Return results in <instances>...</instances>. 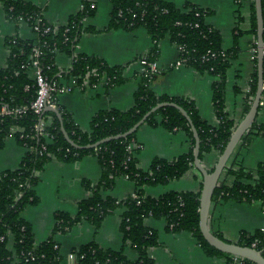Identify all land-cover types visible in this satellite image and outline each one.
Here are the masks:
<instances>
[{
    "label": "trees",
    "instance_id": "obj_1",
    "mask_svg": "<svg viewBox=\"0 0 264 264\" xmlns=\"http://www.w3.org/2000/svg\"><path fill=\"white\" fill-rule=\"evenodd\" d=\"M108 1L111 11L104 31L144 29L153 43L144 56L149 62L154 61L158 55V42L168 37L171 43L181 48L178 60L182 65L216 78L212 82L211 89L218 125L211 127L201 119L191 101L156 95L150 88L153 79L149 80L144 73H140L133 107L125 112L108 110L97 113L91 119L87 132L79 130L70 116L57 107V98L54 97L55 106L61 114L62 125L68 138L77 146L86 147L102 139L125 133L156 105L174 103L187 113L197 131L199 161L211 151H216L220 155L234 130L233 121L225 112L224 90L226 71L231 58L235 56V50H223L220 34L205 23V18L211 11L189 2L180 9L163 0ZM248 1L249 33L256 47L254 2ZM0 6L3 8L6 20L13 23L24 21L33 33L34 26L39 28L38 34L34 33L33 41H24L17 37L5 40L9 55L6 66L0 69V108L4 106L12 109L29 105L36 98L37 88L34 80L29 77L31 71L28 68L29 57L34 47L41 52L38 57L40 67L49 82H58V77L63 75L59 74V70L54 65L56 53H64L71 58L70 68L64 76L75 78L79 85L86 83V86H95L102 78L105 79L102 85L107 88H113L124 82L122 67H110L101 59L75 53L80 35L94 31L82 26L85 18L94 15L95 8L90 7V3L84 2L82 9L71 16L65 26L57 28L50 26L43 19L42 10L29 2L0 0ZM261 9L264 40V0H261ZM45 28H49V31L44 32ZM220 53H224V57ZM253 61L255 69L249 82V95L252 98L256 89V57H253ZM262 71L264 79V58ZM249 106L247 104L246 113ZM41 117L44 121L50 120L45 128L51 136L50 142L35 136L34 125L38 117L32 113L27 112L16 118L0 117V149L8 137H13L25 149L17 169L0 172V264H60L61 256L58 247L54 248L56 243L52 236L36 245L30 226L20 214L26 206H34L38 203L34 186L39 181L44 165L51 158L77 162L88 155L95 156L101 167L99 180L95 184L82 181L83 187L90 196L77 204L74 217L61 212L55 213L52 234L65 233L82 220L88 221L96 231L109 213L122 208L119 230L122 234L123 246L128 244L133 248L137 258L130 261L125 257L122 249L103 250L92 241L70 251L75 255V264H154L148 255V249L157 246V233L145 226L144 221L147 218L163 219L166 230L171 233L192 234L207 256L225 257L227 264H254L217 251L202 238L198 227L200 191L167 192L158 198L144 195V186L164 185L179 179L193 167L192 132L185 118L176 109L160 108L151 114L144 124L151 127L161 126L168 132H184L189 140V150L172 161L154 159L146 171L137 167L134 155L136 150L130 152L127 149V146L134 142L136 131L125 138L110 140L96 148L76 149L64 140L59 120L53 112H43ZM14 128L22 130L12 133L11 130ZM260 135H264V124H257L254 120L240 144H248L250 137ZM222 174L225 178L219 181V185L214 190L212 203L217 201L264 203V163H260L254 172H249L236 164L232 157ZM117 177H126L135 184V198L126 196L117 200L109 196L103 197V192L112 189ZM227 177L234 178L232 184L226 183ZM215 236L222 239L219 234ZM9 242L11 248H8ZM237 244L245 247L255 245L254 248L264 257V230H257L252 234L242 233Z\"/></svg>",
    "mask_w": 264,
    "mask_h": 264
},
{
    "label": "crops",
    "instance_id": "obj_2",
    "mask_svg": "<svg viewBox=\"0 0 264 264\" xmlns=\"http://www.w3.org/2000/svg\"><path fill=\"white\" fill-rule=\"evenodd\" d=\"M42 10L43 19L53 27H63L68 19L77 14L84 2L94 6L92 17L85 18L83 28L94 30L80 35L75 46L76 54H84L101 59L110 67L123 68L124 82L113 88H107L102 82L84 89L73 85L71 77H65L71 64V58L64 53H56L54 65L59 70L58 82L72 86V90L57 96V107L67 113L75 126L89 131V124L94 115L102 111L116 110L125 112L133 107L134 93L137 89L142 67L139 60L146 56L153 43L147 32L138 28L133 31H104L109 21L111 5L108 0H22ZM183 9L186 2L211 13L205 23L216 30L222 39L223 50H235L226 71L224 107L234 128L246 114L249 95V82L255 69L253 55L254 40L250 31V8L248 0H163ZM236 36V37H235ZM17 37L24 41L35 40V34L24 21L17 23L6 20L0 6V69L7 63L9 51L5 40ZM158 55L155 62L159 73L150 83L151 90L158 96L182 98L193 102L199 116L209 126L216 127L218 120L212 102V82L215 77L200 73L194 68L176 65L179 51L168 37L157 44ZM32 78V73H29ZM50 121V120H49ZM257 124H264V84L260 105L255 117ZM134 152L137 167L143 171L149 169L154 159H173L189 150V140L184 132H168L161 126L151 127L143 124L135 133ZM25 153L13 137L4 140L0 149V172L15 170ZM235 163L245 171L254 172L260 163H264V135L252 136L248 144H240L233 153ZM231 157V158H232ZM219 153L211 151L203 156L201 165L210 171L214 168ZM230 158V159H231ZM101 167L93 155H88L77 162H65L51 158L43 167L39 181L34 186L38 203L26 206L20 217L28 223L33 233L34 243H42L52 236L61 256L60 264H68L67 254L79 247L95 242L103 250H123L125 257L134 261L136 251L128 244L123 246L120 233V221L123 212L117 208L109 213L95 231L91 224L82 220L65 233L52 234L55 213H65L74 217L77 204L88 198L82 181L97 183ZM225 178V177H224ZM223 174L220 180H223ZM201 176L194 167L187 170L179 179L164 185L144 186L143 193L151 198H158L167 192L197 193L201 187ZM233 177H227L226 183L232 184ZM136 190L135 184L125 177H117L111 190L103 192L120 200L131 196ZM147 228L157 233V246L148 249V255L154 264H227L221 256H207L197 240L188 232L171 233L166 230L163 219L147 218ZM208 228L222 240L236 243L242 233L252 234L264 230V209L262 201L250 203L241 201H217L211 204L208 215ZM11 248V242L8 244Z\"/></svg>",
    "mask_w": 264,
    "mask_h": 264
},
{
    "label": "water",
    "instance_id": "obj_3",
    "mask_svg": "<svg viewBox=\"0 0 264 264\" xmlns=\"http://www.w3.org/2000/svg\"><path fill=\"white\" fill-rule=\"evenodd\" d=\"M254 2V12H255V52L253 55L256 57V89L250 103L249 109L247 113L244 115L243 119L240 123L234 128L233 133L229 137L227 144L225 145L222 153L219 155V158L211 172H208L199 161V138L195 127L192 124L191 119L187 115V113L178 105L174 103H160L150 109L147 113H145L141 119L135 123L128 131L123 134L116 135L113 137L102 139L92 145H88L86 147H79L74 144L67 136L61 120V114L56 107H45L44 112H53L59 120L60 123V131L64 138V140L73 148L79 149H92L96 148L99 145L108 142L110 140H116L125 138L135 131H137L145 122V120L154 112H156L160 108L171 107L176 109L187 121L190 126L192 136L194 139V147H193V167L201 176V188L199 195V231L202 238L206 241L208 245L220 251L222 253L231 255L233 257H237L240 259L247 260L254 264H264V257L261 255L259 251L253 249L251 247L240 246L236 243H229L224 241L217 236H215L208 228V215L209 210L212 204V195L218 183L220 181L222 172L235 152L236 148L240 144L242 137L245 133L250 129L252 123L255 120L260 100L263 92V18H262V9H261V0H253Z\"/></svg>",
    "mask_w": 264,
    "mask_h": 264
},
{
    "label": "built area",
    "instance_id": "obj_4",
    "mask_svg": "<svg viewBox=\"0 0 264 264\" xmlns=\"http://www.w3.org/2000/svg\"><path fill=\"white\" fill-rule=\"evenodd\" d=\"M81 5V9H82ZM90 7H94L91 5ZM80 9V10H81ZM39 20L36 21L38 23ZM33 31L35 34H38L39 28L37 26L33 27ZM49 31V28H45L44 32ZM178 51H181V48L177 47ZM255 52V51H254ZM41 52L37 47H34L31 53V56L29 57V65L28 68L32 73V79L35 82L36 88H37V94L36 98L33 102H31L29 105H24L17 108L9 109L8 107L2 106L0 108V117L9 116V117H21L22 115L26 114L27 112L32 113L34 116L38 117L37 123L34 125V132L36 137L44 138L47 142L51 141V136L48 135V133L45 131V128L47 125H49V121L42 120V113L44 112L45 107H56L54 103V97L57 98L58 95L70 92L72 90V86H66L62 85L59 82H49L46 77L43 75L42 69L40 67L39 62V55ZM222 57H224V53H220ZM263 56H264V42H263ZM139 64L142 67V72L146 75V77L151 80L154 76H156L160 71L158 69V66L155 61L149 62L146 60V58L143 56L139 60ZM176 65H182L179 60H177ZM73 79V85H75L77 88L82 89V87H87L86 83H83L82 85H79L76 83V79ZM105 81L104 78L101 79V82ZM22 129L14 128L11 130L12 133L16 131H21ZM135 145L134 142L129 144L127 146V149L131 152L134 149ZM126 178V177H125ZM127 179V178H126ZM219 185V183H218ZM134 198L136 197L133 193ZM263 209H264V203H263ZM255 245H252L251 248H254ZM58 246L55 245L54 248H57ZM68 264H75V255L73 253H68L66 256Z\"/></svg>",
    "mask_w": 264,
    "mask_h": 264
}]
</instances>
